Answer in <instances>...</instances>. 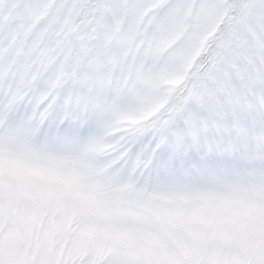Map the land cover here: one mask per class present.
<instances>
[{
  "label": "snow or ice",
  "instance_id": "snow-or-ice-1",
  "mask_svg": "<svg viewBox=\"0 0 264 264\" xmlns=\"http://www.w3.org/2000/svg\"><path fill=\"white\" fill-rule=\"evenodd\" d=\"M0 264H264V0H0Z\"/></svg>",
  "mask_w": 264,
  "mask_h": 264
}]
</instances>
